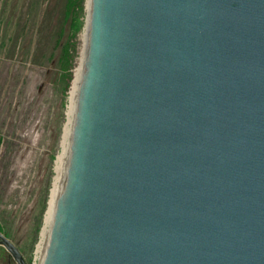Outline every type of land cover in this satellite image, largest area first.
Returning <instances> with one entry per match:
<instances>
[{
    "label": "water",
    "instance_id": "95a60500",
    "mask_svg": "<svg viewBox=\"0 0 264 264\" xmlns=\"http://www.w3.org/2000/svg\"><path fill=\"white\" fill-rule=\"evenodd\" d=\"M85 11L36 264H264V0Z\"/></svg>",
    "mask_w": 264,
    "mask_h": 264
},
{
    "label": "rangeland",
    "instance_id": "374dc122",
    "mask_svg": "<svg viewBox=\"0 0 264 264\" xmlns=\"http://www.w3.org/2000/svg\"><path fill=\"white\" fill-rule=\"evenodd\" d=\"M68 1L0 0V232L29 264L44 226L61 130L82 54L85 18L66 88L72 63L67 46L75 41L70 30L73 14L65 15ZM0 264H7L3 247ZM10 264L17 263L12 259Z\"/></svg>",
    "mask_w": 264,
    "mask_h": 264
},
{
    "label": "trees",
    "instance_id": "16d2710c",
    "mask_svg": "<svg viewBox=\"0 0 264 264\" xmlns=\"http://www.w3.org/2000/svg\"><path fill=\"white\" fill-rule=\"evenodd\" d=\"M84 8H85L84 0H79L78 5L76 6L74 5L73 0H69L65 12L67 18L70 16L69 14H73L72 17L70 16L71 21L73 19L72 24H70V30H71V35L75 37V41L73 43L68 42V46H67L68 54L72 63L70 65V68L66 71L67 72L66 88L69 86L70 81L72 79V69L75 67L76 57L78 56V52L80 49V41L76 37H78L77 34L84 26V18L86 15V11L84 10ZM64 54L66 55V51H64ZM27 264L29 263L27 262Z\"/></svg>",
    "mask_w": 264,
    "mask_h": 264
},
{
    "label": "bare ground",
    "instance_id": "6f19581e",
    "mask_svg": "<svg viewBox=\"0 0 264 264\" xmlns=\"http://www.w3.org/2000/svg\"><path fill=\"white\" fill-rule=\"evenodd\" d=\"M83 42L85 43V27H84V31H83ZM81 75H82V54H81L79 66L75 70L74 79L72 81V86H71V90H70V94H69V106H68V111H67V121H66V124H65L63 130H67V128H68V117H69V113H70V109H71L73 94L77 90ZM60 146H61V149H60L61 153L57 156V159L54 162L55 163V170H54L55 172L57 170L59 161L62 159V138H61V145ZM51 187L52 188L50 189L49 198L47 201V209H46L45 216H44V226H42L43 228H41L42 231L40 233V241H41L45 226L49 220L50 214L54 210V181H53V185H51ZM40 241H39V244H40ZM39 244H38L37 249H36L37 252H35L36 253V261L34 264L37 263Z\"/></svg>",
    "mask_w": 264,
    "mask_h": 264
},
{
    "label": "built area",
    "instance_id": "2783aa9c",
    "mask_svg": "<svg viewBox=\"0 0 264 264\" xmlns=\"http://www.w3.org/2000/svg\"><path fill=\"white\" fill-rule=\"evenodd\" d=\"M35 252H37V251L35 250ZM35 261H36V253H34V259H33V263L32 264H34Z\"/></svg>",
    "mask_w": 264,
    "mask_h": 264
}]
</instances>
